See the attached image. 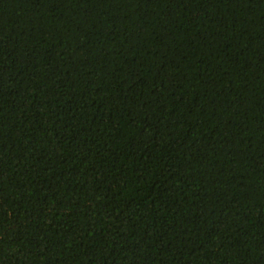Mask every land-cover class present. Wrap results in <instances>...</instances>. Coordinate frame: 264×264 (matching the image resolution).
Segmentation results:
<instances>
[{
  "label": "trees",
  "instance_id": "16d2710c",
  "mask_svg": "<svg viewBox=\"0 0 264 264\" xmlns=\"http://www.w3.org/2000/svg\"><path fill=\"white\" fill-rule=\"evenodd\" d=\"M0 264H264V0H0Z\"/></svg>",
  "mask_w": 264,
  "mask_h": 264
}]
</instances>
